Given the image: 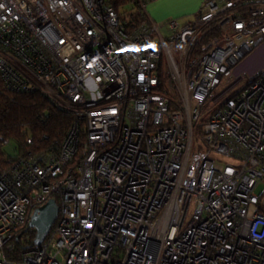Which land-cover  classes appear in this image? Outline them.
I'll return each mask as SVG.
<instances>
[{
  "label": "built area",
  "instance_id": "built-area-1",
  "mask_svg": "<svg viewBox=\"0 0 264 264\" xmlns=\"http://www.w3.org/2000/svg\"><path fill=\"white\" fill-rule=\"evenodd\" d=\"M151 1L128 29L109 0H0L4 83L74 117L57 150L0 171V264H264V67L240 69L264 0L163 25Z\"/></svg>",
  "mask_w": 264,
  "mask_h": 264
},
{
  "label": "trees",
  "instance_id": "trees-1",
  "mask_svg": "<svg viewBox=\"0 0 264 264\" xmlns=\"http://www.w3.org/2000/svg\"><path fill=\"white\" fill-rule=\"evenodd\" d=\"M109 2L120 18L127 22L128 29L148 20L141 10L139 0ZM73 120L71 113L52 105L39 92L9 89L0 74V171L12 166L15 151L28 156L42 151L57 150ZM29 138L32 139L30 143L27 141ZM6 139L11 141L8 146L4 145ZM261 198L264 199V192ZM260 210L264 213V204Z\"/></svg>",
  "mask_w": 264,
  "mask_h": 264
},
{
  "label": "crops",
  "instance_id": "crops-1",
  "mask_svg": "<svg viewBox=\"0 0 264 264\" xmlns=\"http://www.w3.org/2000/svg\"><path fill=\"white\" fill-rule=\"evenodd\" d=\"M203 0H153L148 3L146 12L150 19L161 22L170 18H179L183 23L190 21L197 12ZM264 47L255 50L242 64L251 69L264 67Z\"/></svg>",
  "mask_w": 264,
  "mask_h": 264
},
{
  "label": "water",
  "instance_id": "water-1",
  "mask_svg": "<svg viewBox=\"0 0 264 264\" xmlns=\"http://www.w3.org/2000/svg\"><path fill=\"white\" fill-rule=\"evenodd\" d=\"M58 211L59 206L54 199L35 209L30 221V226L35 227L37 230L34 238L35 244H41L45 240L57 218Z\"/></svg>",
  "mask_w": 264,
  "mask_h": 264
},
{
  "label": "rangeland",
  "instance_id": "rangeland-1",
  "mask_svg": "<svg viewBox=\"0 0 264 264\" xmlns=\"http://www.w3.org/2000/svg\"><path fill=\"white\" fill-rule=\"evenodd\" d=\"M164 22H166V20H162L161 22H159V24H165ZM163 31L164 32H167V29L165 28V27H163ZM261 47H264V40H262V42H260L259 44H258V46L256 47V49L255 50H257V49H259V48H261ZM254 50V51H255ZM251 55V54H250ZM249 55V56H250ZM248 58V57H247ZM246 58V59H247ZM246 59H244V61H243V63L245 62V60ZM264 61V56L263 57H261L260 59H259V62L261 63V62H263ZM245 65V64H244ZM244 65H242V67L240 68V69H246V70H248V71H255L254 69H251V68H248V67H246V66H244ZM12 146V145H11ZM11 146H9L8 148H9V151H10V153H12L13 151H12V149H11ZM263 189H264V187H263V185H260V186H258V188H257V192L258 193H260L261 191H263ZM263 204H264V199H263Z\"/></svg>",
  "mask_w": 264,
  "mask_h": 264
}]
</instances>
